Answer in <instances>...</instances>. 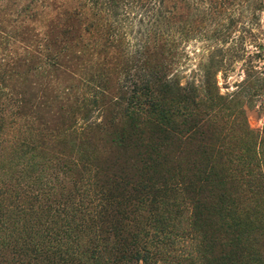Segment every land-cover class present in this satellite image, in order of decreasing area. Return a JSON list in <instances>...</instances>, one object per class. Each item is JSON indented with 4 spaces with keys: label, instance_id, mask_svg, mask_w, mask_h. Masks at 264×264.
I'll use <instances>...</instances> for the list:
<instances>
[{
    "label": "trees",
    "instance_id": "1",
    "mask_svg": "<svg viewBox=\"0 0 264 264\" xmlns=\"http://www.w3.org/2000/svg\"><path fill=\"white\" fill-rule=\"evenodd\" d=\"M263 14L88 0L42 41L22 32L0 61V264H264V126L247 117L264 78L248 63L217 83L264 53Z\"/></svg>",
    "mask_w": 264,
    "mask_h": 264
},
{
    "label": "rangeland",
    "instance_id": "2",
    "mask_svg": "<svg viewBox=\"0 0 264 264\" xmlns=\"http://www.w3.org/2000/svg\"><path fill=\"white\" fill-rule=\"evenodd\" d=\"M87 2L88 0H0V61L9 59L14 54H21L19 49L21 45L17 40L25 30L32 31L35 38L42 41L47 21L55 17L61 5L74 6ZM263 20L264 14L261 24L264 23ZM249 43L247 40L244 48L248 54H254V48ZM201 46V44L189 43L186 46V52L191 55V52ZM193 62L188 68H193V64L196 63ZM248 63L264 78V53L260 57L252 59L244 56L236 62L233 61L230 70L217 75L218 87L222 94L235 90L236 86L244 79V71L249 65ZM247 117L251 129L262 130L264 126V92L256 99L253 106L248 107Z\"/></svg>",
    "mask_w": 264,
    "mask_h": 264
}]
</instances>
